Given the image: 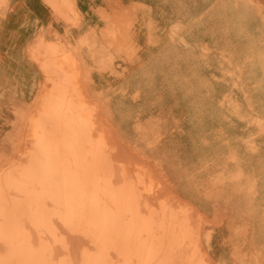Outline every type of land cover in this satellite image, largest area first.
Here are the masks:
<instances>
[{
	"label": "rangeland",
	"instance_id": "obj_1",
	"mask_svg": "<svg viewBox=\"0 0 264 264\" xmlns=\"http://www.w3.org/2000/svg\"><path fill=\"white\" fill-rule=\"evenodd\" d=\"M9 1L0 0V16ZM161 1L154 30L147 35L138 15L139 37L121 50L109 51L100 35L105 14L124 17L128 0H106L97 34L36 39L28 54L42 74L35 91L0 83V174L26 161L31 121L59 79L45 75L34 48L59 40L81 54L75 83L94 109L95 137L107 142L118 183L126 172L142 181L154 207L170 199L195 227L202 223L198 264H264V0ZM130 46L141 51L137 64L127 60ZM60 232L72 257L92 251L85 239Z\"/></svg>",
	"mask_w": 264,
	"mask_h": 264
},
{
	"label": "bare ground",
	"instance_id": "obj_2",
	"mask_svg": "<svg viewBox=\"0 0 264 264\" xmlns=\"http://www.w3.org/2000/svg\"><path fill=\"white\" fill-rule=\"evenodd\" d=\"M47 1L59 19L83 29L89 3ZM128 2L124 17L105 14L100 39L109 51L121 50L130 38L136 42L140 14L146 34L154 30L159 0ZM132 47L127 60L137 64L141 51ZM34 51L45 75L59 79L50 80L44 108L31 121L33 145L26 161L0 174V264H198L202 223L195 227L190 213L173 209L170 199L154 207L139 189L142 181L133 182L126 172L118 183L108 144L95 137L94 109L75 83L81 54H71L59 40L40 41ZM60 231L85 239L92 251L84 246L72 257Z\"/></svg>",
	"mask_w": 264,
	"mask_h": 264
},
{
	"label": "crops",
	"instance_id": "obj_3",
	"mask_svg": "<svg viewBox=\"0 0 264 264\" xmlns=\"http://www.w3.org/2000/svg\"><path fill=\"white\" fill-rule=\"evenodd\" d=\"M78 3H89L91 13L84 19L83 29L77 30H66L63 26L65 22L57 17L44 0H10L6 5L3 4L7 12L4 17L0 16V55L5 57L0 65V79L4 81L0 83L21 86L34 92L42 74L38 64L32 62L28 54L37 38L43 36L45 40L51 41L58 34L71 41L86 35L91 27H100L103 19L99 11L107 6L106 0H78ZM13 98L14 103L19 102ZM5 111L12 112V109Z\"/></svg>",
	"mask_w": 264,
	"mask_h": 264
}]
</instances>
